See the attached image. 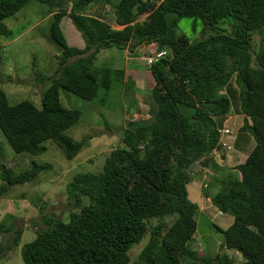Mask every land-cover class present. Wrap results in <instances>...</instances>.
<instances>
[{
	"label": "trees",
	"instance_id": "1",
	"mask_svg": "<svg viewBox=\"0 0 264 264\" xmlns=\"http://www.w3.org/2000/svg\"><path fill=\"white\" fill-rule=\"evenodd\" d=\"M95 1L0 0V36L11 34L5 19L28 2H38L48 6L51 17L46 39L60 51L54 56L55 76L34 78L48 81L39 107L27 100L10 105L0 91L2 143L15 154L35 157L50 142L70 162L87 146L86 138L77 141L65 134L80 115L60 104L59 91L92 102L98 89L106 91L116 81L131 86L138 66L130 61V80L127 72L121 78L122 70L95 68L100 50L132 53L155 42L167 52L144 70L150 117L125 124L121 144L110 150L98 173L70 176L63 190L67 219L51 213L34 221V238L19 248L22 264H264V0H103L119 30L101 12L86 15ZM183 18L217 32L190 42L174 32ZM63 19L80 47L67 45ZM232 76L235 88L229 86ZM1 77L0 69V82ZM223 89L226 94L218 95ZM230 108L245 117L230 135L231 147L243 132L253 146L221 180L212 179L219 185L215 194L207 190L213 181L204 183L201 194L217 212L232 217L227 228L214 229L222 235V247L237 252L240 262L225 254L199 257L189 245L196 216L205 212L188 200L186 185L194 172L217 167L211 155L222 147L217 130ZM29 164L22 170L17 160L0 159V198L10 187L35 182L50 167L32 159ZM23 193L16 200L24 201ZM30 204L42 211L47 201L34 195ZM2 232L11 234L0 246V260L18 245L22 230L2 222ZM139 244L131 258L129 249Z\"/></svg>",
	"mask_w": 264,
	"mask_h": 264
},
{
	"label": "rangeland",
	"instance_id": "2",
	"mask_svg": "<svg viewBox=\"0 0 264 264\" xmlns=\"http://www.w3.org/2000/svg\"><path fill=\"white\" fill-rule=\"evenodd\" d=\"M102 1L97 0L90 3L86 8V15L100 16L97 13L101 12L102 18L107 22L109 21L112 28L119 29L110 21L109 15H107L110 11V6ZM48 10V6L42 3L28 2L11 18L3 21V24L11 31V34L0 36V48L2 50L0 91L4 92L10 105L27 100L35 107H39L40 92L48 86V81H35V76L39 77L41 75L45 79L55 76L56 61L54 54L58 52L52 48L46 39L50 24L49 20L51 19L47 15ZM217 28H224L225 32L228 31V26L226 25H219ZM61 31L68 46L80 47V43L74 40L77 34L73 35L66 19L62 21ZM174 32L177 35L185 36L191 42L197 37L205 39L209 34L215 35L217 31L208 29L205 31L199 21L183 18L176 23ZM254 40H256V37ZM255 49L257 48L255 47ZM125 52V50L115 48L100 50L95 55L93 67L122 70L119 71L122 78L124 73L130 71L129 68L132 66L130 63L131 57L130 55L126 56ZM135 54H139V52ZM134 69L144 70L139 65ZM127 74L126 78L130 80L131 74L129 72ZM132 75L133 84L131 86L128 83H117L116 81L106 91L98 89L97 96L92 102H86L70 93L59 91L60 104L66 109L78 111L80 115L79 121L65 131V134L77 141L82 138L87 140V146L81 149L70 162H66L60 151L50 142H45V152L35 157L29 158L23 154H15L7 144L2 143L4 139L2 140L3 137L0 134V159L6 162L17 160L22 170L30 167V159L37 165L47 164L50 166L48 170L40 173L35 182L10 187L7 193L0 198V224L3 222L8 227L12 223L14 230L18 228L22 230L18 245L5 252L0 264H22L19 248L34 238L32 223L40 221L42 214L56 213L57 217L61 216L67 219V215L63 213L68 209L65 204L63 190L70 176L76 173H98L101 170L104 158L110 150L121 144V130L125 127V124L129 120L141 119L145 121L150 117L148 111L150 103L144 91L146 88L142 73L139 72ZM233 78L232 76L229 86L235 88ZM124 79L123 81H125ZM217 94L225 95L226 89L218 91ZM229 110H232V108ZM239 114L235 116H239L243 120L245 117ZM221 123L218 129L220 142L224 139L231 140L230 134L232 135L236 131L235 128L228 125L224 126ZM244 136V132L239 134L235 145L236 147L238 144L241 145L242 155L249 152L244 146ZM237 152L239 153V151ZM214 154L216 152L212 153V157H214L213 163L217 166L214 171H202L199 174L191 172L193 173L191 174V182L196 181L193 189L199 194V197L204 199V203H200L199 209L205 213L197 214L196 230L189 245L199 257L208 258L225 254L231 257L234 262H240L242 259L237 252L226 250L222 247V235L214 229V226L222 229L224 225L222 223L219 224L215 220L219 215L214 212L207 198H204L201 194V188H203L204 183L208 181L211 183L215 177H218L217 181L221 180L226 174L225 170L228 169L222 166L223 159L221 160L219 156H214ZM16 164L18 165L17 162ZM217 181H213L215 184L212 183L207 189L209 195H213L219 190ZM186 191L188 200L191 202V186L190 188L186 186ZM23 192L25 193L24 201L16 200L15 196ZM34 195L40 196L42 200L47 201L42 211H38L31 206L30 203L34 199ZM195 201L197 202L196 199ZM6 215L9 216L6 217ZM35 228L37 229L38 227ZM10 234L11 232L0 233V246L10 241ZM141 244L132 246L129 249L131 258L136 255L142 246Z\"/></svg>",
	"mask_w": 264,
	"mask_h": 264
},
{
	"label": "crops",
	"instance_id": "3",
	"mask_svg": "<svg viewBox=\"0 0 264 264\" xmlns=\"http://www.w3.org/2000/svg\"><path fill=\"white\" fill-rule=\"evenodd\" d=\"M235 111V112H234ZM239 113L236 112L235 108L232 110H229L227 116L225 119L222 120V123L224 126L228 125L232 128H235L236 131H238L242 126H243V120H241V117L239 116H235ZM241 115V114H239ZM243 116V115H242ZM245 138L243 137V142H244V146L247 150H250L253 146V140L251 137H248V135L245 133ZM247 135V136H246ZM226 140V139H224ZM234 145V144H233ZM239 151V153L237 151ZM243 150L241 149V145L238 144V148H233L229 151H225L222 148H220L216 154H214V156H219L220 159H223V165L226 168H228L227 170H225V172H228L229 169H232L235 165H237L240 161L241 158H243L245 155H242L241 152ZM212 156V155H211ZM214 157H212L213 159ZM220 166V164H218ZM208 171V170H206ZM196 181L194 180L193 182L188 183L186 186L187 188H190L191 186V202L197 204V206L199 207V205H201L200 203H202L204 201L203 198L199 197V194L197 192L194 191L193 187H195ZM198 186V185H197ZM199 187V186H198ZM197 187V188H198ZM195 199L197 200V202L195 201ZM207 201H209V199L207 198ZM204 203V202H203ZM211 207V206H210ZM212 208V207H211ZM213 209V208H212ZM215 213H217V215H219V217L217 219H215L216 221L219 222V224H223L224 226H222V229L227 228L231 223H232V217L227 215V214H220L219 212H217L215 209H213Z\"/></svg>",
	"mask_w": 264,
	"mask_h": 264
},
{
	"label": "clouds",
	"instance_id": "4",
	"mask_svg": "<svg viewBox=\"0 0 264 264\" xmlns=\"http://www.w3.org/2000/svg\"><path fill=\"white\" fill-rule=\"evenodd\" d=\"M69 6H70V4H69ZM147 15H143V16H140V17H138L135 21H139V19L140 20H142L143 18H145ZM116 26V25H115ZM110 27L112 28V26L110 25ZM117 28H119V29H121V27H119V26H116ZM112 29H114V30H119V29H115V28H112ZM50 40V39H49ZM51 41V40H50ZM47 42H48V39H47ZM49 43V42H48ZM57 47V46H56ZM53 48V47H52ZM58 49V48H57ZM126 51V50H125ZM60 52V51H59ZM139 52V54H135V53H138ZM126 53V56H128V55H130V57H131V59H130V61H132V60H134V61H136L137 62V64L140 66V67H143L144 68V70H145V68L146 67H148V66H150L156 59H158V58H162V57H164V56H166L167 55V52L165 53V51L164 50H158V48H157V45H156V43L155 42H151V43H149V44H146V45H142V46H140L137 50H135L134 52H132V53H129L128 51H126L125 52ZM158 54H160V56H158L157 57V55ZM133 55H135L134 57H133ZM54 56H55V54H54ZM147 59H150V62L148 63L147 62ZM56 61V60H55ZM130 70V69H129ZM144 70H142V71H135V73L137 74V73H142V76H143V78H144V75H145V71ZM134 73V74H135ZM217 132H218V130H217ZM231 135V134H230ZM219 143L222 145V149L223 150H225V151H229V150H231L232 149V147H231V144H232V140H222V142H220V140H219ZM215 152V151H214ZM216 153H217V151H216ZM202 171H206V169H204V170H202ZM201 171V172H202Z\"/></svg>",
	"mask_w": 264,
	"mask_h": 264
},
{
	"label": "water",
	"instance_id": "5",
	"mask_svg": "<svg viewBox=\"0 0 264 264\" xmlns=\"http://www.w3.org/2000/svg\"><path fill=\"white\" fill-rule=\"evenodd\" d=\"M49 44L57 51L59 52V49H57L56 45L48 39Z\"/></svg>",
	"mask_w": 264,
	"mask_h": 264
},
{
	"label": "built area",
	"instance_id": "6",
	"mask_svg": "<svg viewBox=\"0 0 264 264\" xmlns=\"http://www.w3.org/2000/svg\"><path fill=\"white\" fill-rule=\"evenodd\" d=\"M160 56V54L157 55V57ZM147 62H150V59H147ZM220 132V131H219ZM225 133H227V131H225Z\"/></svg>",
	"mask_w": 264,
	"mask_h": 264
}]
</instances>
